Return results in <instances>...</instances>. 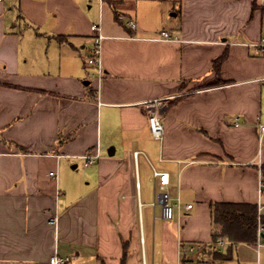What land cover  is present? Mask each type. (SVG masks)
<instances>
[{
	"label": "crops",
	"instance_id": "1",
	"mask_svg": "<svg viewBox=\"0 0 264 264\" xmlns=\"http://www.w3.org/2000/svg\"><path fill=\"white\" fill-rule=\"evenodd\" d=\"M262 39L264 0H0V264H260L210 204L262 199Z\"/></svg>",
	"mask_w": 264,
	"mask_h": 264
},
{
	"label": "built area",
	"instance_id": "2",
	"mask_svg": "<svg viewBox=\"0 0 264 264\" xmlns=\"http://www.w3.org/2000/svg\"><path fill=\"white\" fill-rule=\"evenodd\" d=\"M91 30L94 33L93 43L89 48V53L87 56V63L93 65L96 69L97 76L100 77L102 74L101 68V40L103 39V34L101 32L100 23H95L91 25ZM163 38H167L166 32L162 31L161 33ZM261 45H264V39L260 42ZM147 109V119L148 127L151 136L154 139L161 140L163 137V124L160 119L159 112L157 108L152 104L148 103L146 105ZM261 132H264V125L260 126ZM136 155V152H134ZM85 160V163L92 162L93 160L99 157L98 151H95L93 154H87L82 156ZM50 174H53V171H50ZM154 176L157 180V191L154 203L158 202L161 204L162 215L165 219H171L174 214V205L170 202V195L166 190V186L169 182V175L166 171H154ZM264 188V178L262 177L260 171L259 184H258V194L263 193ZM191 204H187L186 207H190ZM264 213V202L259 198L257 203V227H256V241L253 244L257 253L260 252V249L264 247V224L261 222V215ZM52 220L55 221L56 217H52ZM218 246L225 245L226 239L218 238L215 242ZM192 250V248H190ZM51 264H65L70 261V256H60L53 254L49 259ZM144 264V263H143Z\"/></svg>",
	"mask_w": 264,
	"mask_h": 264
},
{
	"label": "trees",
	"instance_id": "3",
	"mask_svg": "<svg viewBox=\"0 0 264 264\" xmlns=\"http://www.w3.org/2000/svg\"><path fill=\"white\" fill-rule=\"evenodd\" d=\"M254 6V2H252ZM220 59L215 60L214 66ZM264 178V163L260 166ZM212 216V242L218 238H225L229 242L225 253L215 252L217 259L228 260L232 258V248L237 243L254 244L256 241L257 204L250 202L219 201L210 204ZM264 224V213L261 215ZM127 247L123 245L120 264H125ZM105 264V263H103Z\"/></svg>",
	"mask_w": 264,
	"mask_h": 264
},
{
	"label": "rangeland",
	"instance_id": "4",
	"mask_svg": "<svg viewBox=\"0 0 264 264\" xmlns=\"http://www.w3.org/2000/svg\"><path fill=\"white\" fill-rule=\"evenodd\" d=\"M85 56H87V55H85ZM87 58V57H86ZM262 199V202H264V188H263V193H262V197H261ZM259 256H260V264H263L264 263V247H262L261 249H260V254H259Z\"/></svg>",
	"mask_w": 264,
	"mask_h": 264
}]
</instances>
